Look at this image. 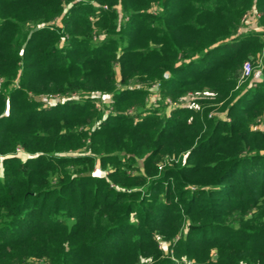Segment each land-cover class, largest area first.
<instances>
[{
    "label": "trees",
    "instance_id": "1",
    "mask_svg": "<svg viewBox=\"0 0 264 264\" xmlns=\"http://www.w3.org/2000/svg\"><path fill=\"white\" fill-rule=\"evenodd\" d=\"M249 12L264 29V0H0V264H264V72L240 83L264 32H238ZM154 82L198 109H146ZM218 104L228 121L208 117ZM17 148L29 157H3ZM182 228L163 255L157 238Z\"/></svg>",
    "mask_w": 264,
    "mask_h": 264
},
{
    "label": "rangeland",
    "instance_id": "2",
    "mask_svg": "<svg viewBox=\"0 0 264 264\" xmlns=\"http://www.w3.org/2000/svg\"><path fill=\"white\" fill-rule=\"evenodd\" d=\"M85 1V0H83ZM247 15V18L245 21H241L242 24L240 26L239 29V33L240 34H248V33H257V32H264V29H261L260 27L257 26V15L252 14V13H247L245 14ZM56 25H60L58 20L55 21ZM251 65V69H252V74H251V78L249 77L247 80L241 82V83H251L253 82L255 79V77L261 78L263 72H264V48L261 52V54L258 56V58H254L252 60L248 61ZM115 70V74L116 77H118V67L115 66L114 68ZM146 84L139 82L138 80H131L128 83V88L130 89H137V88H145ZM118 90H121L122 87L120 85H117ZM147 90L148 92L146 93L145 97H144V106L146 109H149L150 111H154V109L156 110L157 114H160L164 117L169 116V113L172 109L175 108H180V107H190V108H194L195 110L198 109V105L196 103V100L198 99V97L193 94V93H186L185 95L172 100L170 97H162L160 94V85L159 83H150L147 84ZM98 96V95H96ZM53 97L57 98V99H61V97L59 98V96H52L51 98H49V103H53ZM73 97V96H72ZM101 97V98H100ZM98 96L97 98H100L101 101H97V107L102 111V116L105 117L107 115H109L111 113V106H110V100L108 96ZM56 99V100H57ZM98 99V100H100ZM158 110V111H157ZM128 114H131L132 116L135 115L136 113V108L135 107H131L128 109L127 111ZM208 117H214L217 118L221 121H228V119L226 118V110H222V106L221 104H218L216 107L211 108V110L208 112ZM252 130H259L264 132V114L258 118L255 122L254 125L251 126ZM83 150L80 151V153H82ZM79 154V152H68L65 153L66 156H75ZM122 155V154H121ZM121 155H119L117 157V159H119V161H121L122 164H124L125 162L128 163V166L131 167H136L137 171L141 172L142 174V158H138V157H133L132 160H128V156H130L129 154H124L122 157ZM17 157L19 158L20 161L25 160L26 158L29 157V155L25 154L22 149L17 148L15 149V152L11 155H6L3 156L4 158H8V157ZM117 156V155H116ZM2 158V156H1ZM166 160H172V159H166ZM130 162V163H129ZM165 165V163H161L158 166V170H161V168ZM110 170H113L109 165L106 166L105 170H101L100 168L96 167L95 168V174L98 176H102V177H106L109 173ZM127 174H135L134 172H132L130 170V168L125 169ZM3 179L2 176V169L0 167V180ZM108 179V178H107ZM149 181V180H147ZM110 187L115 188L114 185L110 184ZM138 191H142L143 189L141 188H137ZM145 193V192H144ZM141 196H144L145 198H149V194L145 193V194H141ZM141 197V198H144ZM185 233V228H182V232L178 233L174 239H172L171 241H161L159 238H157V243H158V248L161 251V253L163 255H172L173 254V246L175 244V242L179 239V237H182V234ZM142 264H148V261H144L142 260ZM24 264H49L47 262H45L44 260H31L30 262L24 263Z\"/></svg>",
    "mask_w": 264,
    "mask_h": 264
},
{
    "label": "built area",
    "instance_id": "3",
    "mask_svg": "<svg viewBox=\"0 0 264 264\" xmlns=\"http://www.w3.org/2000/svg\"><path fill=\"white\" fill-rule=\"evenodd\" d=\"M246 18H247V15H244L242 21H245ZM251 72H252V69H251L250 63L248 61H245L242 65V69H241L240 83L247 80L251 76V74H252ZM254 79L258 80L259 76L255 77Z\"/></svg>",
    "mask_w": 264,
    "mask_h": 264
}]
</instances>
